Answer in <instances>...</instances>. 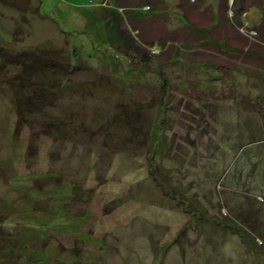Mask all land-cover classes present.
Segmentation results:
<instances>
[{
	"label": "rangeland",
	"instance_id": "rangeland-1",
	"mask_svg": "<svg viewBox=\"0 0 264 264\" xmlns=\"http://www.w3.org/2000/svg\"><path fill=\"white\" fill-rule=\"evenodd\" d=\"M185 1L0 0V264H264V0Z\"/></svg>",
	"mask_w": 264,
	"mask_h": 264
},
{
	"label": "trees",
	"instance_id": "trees-1",
	"mask_svg": "<svg viewBox=\"0 0 264 264\" xmlns=\"http://www.w3.org/2000/svg\"><path fill=\"white\" fill-rule=\"evenodd\" d=\"M236 0H234V2H235ZM246 1V2H245ZM244 2L247 4H250V2H247V1H249V0H245ZM237 3V2H236ZM148 4H150V3H148ZM145 5V4H144ZM241 6H240V4H239V2L236 4V8H237V12L239 11V9H242V8H240ZM210 28H211V26H210ZM209 28H208V30L206 31V32H208L209 33ZM148 47H151L152 49H153V51H155L156 50V47L155 46H146V48H147V51L149 50V48ZM152 51V50H151ZM151 51L149 50V54L148 53H138V57H140V59H141V62L142 63H145V62H148L149 60H148V58H147V56L148 55H151L152 53H151ZM153 55V54H152ZM46 64H47V62H45ZM44 63V66L46 65ZM54 64V63H53ZM34 65V64H33ZM33 65H32V67H33ZM42 89V88H41ZM40 89V90H41ZM168 90H167V85H166V82L164 81V83H162V85H161V87H160V95H161V99H160V105H162V106H160L161 107V110H162V113H161V118H160V120L157 122V124H155V126H154V128H153V130H147L146 132V134H147V136H151V151L149 152V157H148V161H149V164H150V174L151 175H153L157 180H158V176H159V174H158V166H157V162L155 161L156 160V152L158 151L157 149L159 148V146L161 145V144H163L165 141H164V139H165V136L163 135V130L162 129H159L160 128V124H161V122H163V120L165 119V109L163 108V105L165 104V99L167 98V94H168ZM40 94H43V91H38V94L37 95H40ZM159 110H160V108H159ZM127 114H130L129 112L127 113ZM129 116V115H128ZM151 131V132H150ZM149 132V133H148ZM173 141V140H172ZM169 140L167 141V142H165V145L167 146V145H169ZM171 144V143H170ZM170 147H171V145H169V147L167 148V149H170ZM159 152V151H158ZM166 184L165 183H163L162 184V186H165ZM167 193H171V192H167ZM173 198H175V197H173ZM181 202V201H180ZM182 204H183V202H181ZM192 214H194L193 212H192ZM227 226L228 227H231L232 225L230 224V223H228L227 224ZM238 230H240V229H238ZM241 231V230H240ZM239 231V232H240Z\"/></svg>",
	"mask_w": 264,
	"mask_h": 264
},
{
	"label": "crops",
	"instance_id": "crops-1",
	"mask_svg": "<svg viewBox=\"0 0 264 264\" xmlns=\"http://www.w3.org/2000/svg\"><path fill=\"white\" fill-rule=\"evenodd\" d=\"M128 1V0H127ZM137 2H139V1H142L143 3H153V4H156V6H158V9H159V11L160 10H164L165 8H167L168 9V7H167V4L166 3H163V2H167V3H169V2H172L173 3V5L175 6V7H177L178 9H181V10H183L184 8H185V3H186V1L185 0H136ZM213 2L215 1V3L217 2V0H212ZM175 2H177V5L175 4ZM225 2H226V0H225ZM161 3H163L162 5H161ZM218 7V6H217ZM217 7L215 8V6L214 7H211V9L207 12L208 14H206V12H205V14L204 15H200V16H203V17H205L206 18V20H205V29H207L208 30V26H211L212 25V28H210L209 27V32H211V31H213L214 30V28H215V26H218V21H219V18H220V15H221V11H217ZM167 11V10H166ZM190 11H193L194 12V9H191L190 8ZM172 14V13H171ZM192 14V13H191ZM194 14V13H193ZM196 14V13H195ZM151 15H153V14H151ZM162 15V14H161ZM173 16H175L174 14H172ZM172 16V19L173 18H175V17H173ZM151 17V16H150ZM155 17V16H154ZM225 18V17H224ZM227 18V17H226ZM201 19H202V17H201ZM161 23L164 25V28L166 29V27L169 25V19L168 18H166L164 21H161ZM207 23V24H206ZM200 25V24H199ZM152 26H153V24H152ZM203 28V27H202ZM154 30L152 29V27L150 28V32L152 33ZM206 31V30H205ZM150 41H153L152 39H149ZM148 40V41H149ZM145 45V44H144ZM147 46H149L148 44H147ZM140 49H139V53H147L145 50H144V48H142V47H139ZM144 51V52H143Z\"/></svg>",
	"mask_w": 264,
	"mask_h": 264
},
{
	"label": "built area",
	"instance_id": "built-area-1",
	"mask_svg": "<svg viewBox=\"0 0 264 264\" xmlns=\"http://www.w3.org/2000/svg\"><path fill=\"white\" fill-rule=\"evenodd\" d=\"M229 2H234V0H229ZM246 24H247V23H246ZM255 34H256V33H255ZM255 34H254V35H255Z\"/></svg>",
	"mask_w": 264,
	"mask_h": 264
}]
</instances>
